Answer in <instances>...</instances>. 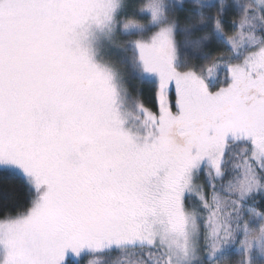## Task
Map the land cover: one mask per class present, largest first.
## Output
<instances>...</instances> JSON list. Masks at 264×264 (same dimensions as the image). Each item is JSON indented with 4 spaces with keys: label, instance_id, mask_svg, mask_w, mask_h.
<instances>
[{
    "label": "snow or ice",
    "instance_id": "6c2138e0",
    "mask_svg": "<svg viewBox=\"0 0 264 264\" xmlns=\"http://www.w3.org/2000/svg\"><path fill=\"white\" fill-rule=\"evenodd\" d=\"M0 264H264V0H0Z\"/></svg>",
    "mask_w": 264,
    "mask_h": 264
},
{
    "label": "trees",
    "instance_id": "16d2710c",
    "mask_svg": "<svg viewBox=\"0 0 264 264\" xmlns=\"http://www.w3.org/2000/svg\"><path fill=\"white\" fill-rule=\"evenodd\" d=\"M14 185L11 180L0 177V189L7 188L10 192L13 189ZM0 195H3V192L0 191Z\"/></svg>",
    "mask_w": 264,
    "mask_h": 264
}]
</instances>
